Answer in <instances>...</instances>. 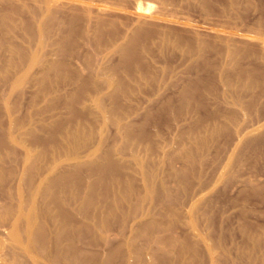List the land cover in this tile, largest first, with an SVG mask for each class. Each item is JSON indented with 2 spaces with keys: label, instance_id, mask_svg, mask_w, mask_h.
Here are the masks:
<instances>
[{
  "label": "rangeland",
  "instance_id": "obj_1",
  "mask_svg": "<svg viewBox=\"0 0 264 264\" xmlns=\"http://www.w3.org/2000/svg\"><path fill=\"white\" fill-rule=\"evenodd\" d=\"M99 1L107 4L120 3L125 8H129V14L112 13L113 16H118L117 26L120 30L125 28L126 20L134 16L135 12L132 11L134 5L140 7L137 14L147 16L159 10L164 4L168 15L179 19L180 22L188 23L189 26L166 23L161 27L180 32L200 33L206 39L205 47L215 48L218 52L224 48L223 41L233 32L232 28L237 26L236 28L242 29L248 24H255V21L261 18L259 12L263 5L254 1L253 6L248 8L244 0H239L238 7L227 10L229 0H226L227 2L225 0H93V6L100 5ZM11 2L0 1V23L4 15L12 13L11 9L14 5L11 6L13 4ZM221 9L227 10V13L222 14ZM219 10L221 13L218 15ZM70 11V8H64L62 13L56 15L58 23L55 25V31L48 34L49 40L46 39V45L38 50L39 56L30 74L17 80L10 95L8 92L0 95V132L6 128L7 112L12 113L14 122L28 124L31 129L37 130L40 124L46 126L49 116L47 104L51 102L53 94L55 123L58 124L55 128V145H65L69 142V137L75 134L79 138L78 152L81 156L97 144L101 145L99 156L108 149L113 150L117 167L111 170L110 184L117 186L112 180L114 177L118 178L119 190H124L128 195V203L117 206L124 211V223L127 225L135 222L141 227H153V230L147 231L153 238L188 242V247L178 246L170 250L156 264H210L205 249V246L210 244L216 250L214 255L216 264H264V125L254 134L257 136L252 137L254 140L250 141L252 143L249 147H242L238 151L232 149L238 125L253 124L264 118V97L260 98L261 106L253 107L251 102L248 105L253 94L244 93L242 101L248 106H244L243 110H236L232 106V96L229 93L226 95L227 93L222 89L221 83L224 78L215 75L221 65L226 63L219 57V60L216 58L217 51L209 52L206 55V62L200 66L185 58L182 51L173 48L170 44L167 47L162 46V50L158 42L159 37L155 33L148 37L140 36L134 57L129 60L127 68L119 71L118 78L113 80L110 78L108 84L104 81L106 78H90L89 70H104L108 74L117 60L114 58L105 64L88 62V57L94 50L92 46L82 41L80 32L93 29V24L87 26L86 22L85 24L83 21L73 19ZM12 18L13 23L9 25L18 24L17 29L12 30L11 27H7L3 32L0 28V72L8 71L9 79L19 75L15 76L16 72L10 69L11 60L15 62L16 59L11 58L4 46L19 47L25 52L29 50L27 43L29 20L25 14ZM242 20L246 23L244 27ZM213 24L215 27L212 26ZM61 26L65 30L70 28L68 34L73 37V43L67 47L66 52L57 54V46L51 44L57 43L61 38L62 34L59 33L63 30ZM237 38L235 37V40H238ZM174 39L175 37L172 36L171 42ZM180 45L183 47L181 43ZM188 60L201 67L200 71L204 72L201 73L202 77L208 79L205 83L213 87V92L211 94L204 92L183 102L176 98L178 97L176 91L193 79L194 72L192 73L191 68L194 65ZM52 61L64 62L66 69L47 77L48 84L45 85L48 86L49 83L55 85L54 91L48 93L41 89L39 80L42 77V69L46 68L45 62ZM216 67L217 69H214ZM185 68L187 73L190 72L189 75L185 71L183 74H177ZM164 69L171 72L162 74ZM172 72L175 74L173 75ZM145 76L146 79L143 78ZM154 76L158 77L156 82L151 81ZM116 83L120 84L122 88L120 91H115ZM79 87L83 90L78 96V102L73 103L68 96ZM109 94H112V98H109ZM103 96L106 108L117 104L119 108L117 115L123 116L124 121L129 118L131 124L135 125L129 136L123 131L115 130L109 124L105 125L95 106L90 103V100ZM167 98H172L171 111L156 114L155 111L161 106L160 103ZM70 106L72 111L69 110ZM230 112H235L236 115L233 123L228 121ZM215 128L220 130L217 132ZM214 130L216 132L212 134ZM39 136L46 138L47 134L43 131L39 132ZM88 138L89 143L83 141ZM21 140L25 142L29 139L24 136ZM27 144L25 142L23 146L14 148V154L6 157L4 166L7 171L13 168L17 176L19 175L21 168L14 165L19 162ZM182 150L192 152L189 162L183 159ZM140 163L146 167L141 168ZM67 169L65 163L55 173ZM151 171H154L151 187L155 195L151 199L142 200L148 187L146 177ZM81 177L84 181H92L84 172L81 173ZM16 186V176L8 179L3 186L0 185V197L2 191H10L13 194ZM117 188L111 192L109 187L104 193L105 196H109L107 205H111ZM70 193L73 191L70 190ZM61 195L60 198L64 199L65 197ZM198 196H202L203 199L196 202ZM78 205L77 202L72 204L76 207H79ZM135 208L137 211L132 213ZM119 220L120 218L116 216L110 221L115 223ZM125 230L122 232L123 235H127V227ZM114 231L120 232L116 226ZM198 240H204L206 244L198 243ZM115 242L107 247L99 245L82 249L81 246L79 250L84 252L75 251L68 255L69 264L150 263V251L144 246L138 253H133V258L127 262V253L117 252L116 248L120 242L117 244ZM1 247L0 264H55L56 252L52 243L47 244L45 253L32 251L27 253L28 256L14 249L16 258L12 254L13 251H10L9 244L6 247L4 244L2 247L4 249ZM114 250L116 252H113ZM107 256L112 257L107 260Z\"/></svg>",
  "mask_w": 264,
  "mask_h": 264
},
{
  "label": "bare ground",
  "instance_id": "obj_2",
  "mask_svg": "<svg viewBox=\"0 0 264 264\" xmlns=\"http://www.w3.org/2000/svg\"><path fill=\"white\" fill-rule=\"evenodd\" d=\"M9 1L13 3L11 6L14 5L11 9L12 13L3 16L0 28L3 32L7 27H11L12 30L17 29L18 24L14 26L9 25L13 23L12 17L25 14L30 22L27 27V33L29 35L27 43L29 44V50L25 52L19 47L4 46L6 52L10 53L11 58H14V60L16 59L15 62L11 60L10 69L16 72L14 73L15 76H19L9 79L8 71L0 72V86L2 85L0 87L1 96L3 93L7 92L8 95H10L15 88L17 80L30 74L32 66L35 65L36 59L39 56L38 50L44 48L46 45V39L49 40L47 37L48 34L55 31V25L58 23L56 15L59 12L62 13L64 8L71 9L70 13L73 19L83 21L84 23L86 22L87 26L93 24V29H85L80 32L82 41L88 43L94 50L92 55L88 57V62L94 61L95 63L105 64L111 59L116 58L117 62L111 70L108 71V74L104 70H89L90 73L88 77L93 79L106 78L104 79L106 84H108L111 79L118 78V73L121 69L127 68L129 60L131 57H134L136 53L138 41L142 35L148 37V35H153L155 33L159 37L158 42L161 48L162 46L167 47L170 44L173 48L182 51L185 58L189 59L191 62L198 63L197 65L206 62V55L209 54V52L217 51L215 48L211 49L208 46L205 47L204 41H206V39L204 36L200 35V33H190L189 31L180 32L161 27V25H165L166 23L187 25L186 27L189 26L188 23L180 22L179 19H175L173 16L168 15L164 4H162L159 10L149 13L147 16L137 14L140 7L139 5H134L132 7V11L135 12H133L134 16L128 18L124 23L125 28L120 30L117 26L119 24L118 16H113L112 13L117 12L123 14L129 11V8H125L120 3L107 4L106 2L99 1L101 4L98 6L94 5L96 8L94 9L93 0ZM229 1L230 4H227V10H234L238 7L237 1L239 0ZM244 1L248 8L251 5L253 6L252 3L254 1L261 2L263 4L262 10L259 12L261 13V18H258L259 20L257 19L258 21L256 20L255 24H248L247 27H244L246 23L242 20L244 21V25H241L244 27L242 29L236 28L238 23L235 25L236 27L232 24L234 28L230 26V29L232 28L233 32L228 36L224 35L227 36L223 41L224 48L219 52L217 51V54L215 53L217 59L219 57L222 59L221 61L227 63H225L226 66L219 63L221 67L216 71L215 75L217 76L218 74L219 78H224L221 83L222 89L227 93L226 95L229 93V95L232 96V106L236 110H243L245 108L244 106L247 107L250 102L253 107L261 106L260 98L264 97V0ZM227 10L222 11L221 9L222 14L223 12L227 13ZM217 12H219L218 15L221 13L220 10ZM229 12L230 11H228V13ZM237 22L240 21L237 20ZM72 26L73 25L70 27L72 28ZM184 26L182 27L184 28ZM212 26H214V24ZM60 28L63 29L59 31V33L62 34L61 38L57 43L54 42L51 44V46H57V54L66 52L67 47L73 43V37L71 38L68 34L70 28L66 30L62 26ZM189 30L194 31L191 29ZM227 32L228 31H226V34ZM172 36L175 37L173 42H171ZM235 37H238V40H235ZM180 43L183 47H181ZM216 58L214 61L217 60ZM195 63H191V65H194V67L191 68L192 73L194 72L192 81L190 80V82L181 86L179 90H175L178 95L176 98H179L183 102L189 101V99L194 96H198L202 93L204 94V92L209 94L213 92V87L205 83V80L208 79L202 77L201 73L204 72L200 71L201 65L197 66ZM45 65L46 68L41 71L42 77L41 80H39V84L44 92L49 93L54 91L55 85L54 83H49V85L46 86L47 77H49L50 74H55V72L66 69V64L64 62L57 63L52 61L45 62ZM194 69L196 70L194 71ZM214 69H217V67ZM229 69L231 70L230 74L228 72ZM186 70L185 68V70L177 74H183L184 71L187 73ZM168 72L171 71L169 70ZM168 72L167 69H164L162 74H169ZM189 73L187 74L189 75ZM172 74L174 75L175 73L172 72ZM171 75L168 76L170 77ZM179 77H181V75ZM143 78L146 79V76ZM157 78L154 76L151 81L156 82L158 80ZM120 87V84L116 83L115 88L117 90L115 91H120L122 89ZM82 90L83 88L79 87L71 92L68 96L70 101L72 100L73 103H77L78 96L81 94ZM244 93L253 94V96H251L252 99L248 101V105H245L242 101V95ZM52 96L51 102L47 104L49 116L46 126L40 124V128L37 130L31 129L28 127V124L14 122L12 120V113L10 114V112H7L8 122L6 128L0 132V185L3 186L8 179L11 177L15 178V176L17 182L16 190L13 194L10 191H2L1 197L4 198L0 197V245L4 247L5 244L6 247L9 244L10 251H13L12 254L15 256L14 249L24 254L28 252L31 253L32 251L45 253L47 244L52 243L54 251L56 252V257L54 256L55 264H69V259H67L68 255L75 251L80 253L84 252L79 250L81 246L82 249H90L91 247L94 248L99 245L107 247L112 245L115 241V244L120 242L116 251H125L127 253V262L133 258V253H138L142 250V246H144L150 251L149 264H156V262L162 259L164 255H167L170 250L178 248V246L188 247V242L184 240H161L157 237H151L147 231L153 230V227H141L135 222L127 225L124 223V211L117 206L118 204H127L128 195L124 190H119L120 180L118 178L114 177L112 180L117 183V186H111L110 184L111 170L113 167H117L113 158V150L108 149L103 155L99 156L101 145L97 144L87 150L85 155L81 156L78 152L79 138L78 135L75 134L69 137V142L65 145H55V128L58 127V124L55 123V100ZM108 96L112 98V94ZM90 103L95 106L105 125L109 124L115 130L123 131L126 136H129L134 130L135 125L131 124L129 118L124 121L123 116L117 115V110L119 109L117 104H113L111 108L105 107L104 96L103 98L96 97L90 100ZM160 105L161 106L155 111V113L157 112L156 114L167 113L169 112L168 110L171 111L173 107L172 98L165 99ZM69 110L72 111L71 106ZM147 114L149 115V112H147ZM217 117L220 116L217 115ZM229 117L228 121L230 123L235 122V112H230ZM262 121H264L263 117L253 124L242 123L238 125L232 149L238 151L242 147H249L252 143L250 141L254 140L252 137L257 136L254 134L259 132L260 128L263 127L262 125H264V122L262 124ZM215 130L218 132L220 128H215ZM215 130L212 131V134L216 132ZM43 131L47 134L46 138L39 136V132ZM24 136H27L29 140L25 141L28 144L27 146L25 145L26 148L24 151L22 150L23 154L20 156L19 162L14 165H18L21 168L17 176L13 168L7 171L4 164L6 157H10L14 154V148L25 144V142L21 140V137ZM89 140L88 138L83 141L88 142ZM201 142L203 143V140H201ZM181 154L183 155V159L189 162L188 160H190L192 152L182 150ZM65 163L68 169L64 172L55 173L65 165ZM139 166L141 168L146 167L142 163H140ZM82 172L86 173L92 181H84L83 177H81ZM153 176L154 171H151L150 175L148 174L146 177L148 187L142 200L151 199L155 195V191L151 187V179H153ZM109 187L111 192L114 188L118 187L111 201V205L106 204L109 196H105L104 194L108 191ZM70 190H72L73 193H70ZM60 194L71 203L65 198L61 199ZM202 199V196H198L196 202ZM73 202L79 203V207L72 206ZM136 211L137 208H135L132 213ZM116 216H118L120 220L115 223L111 222L110 220ZM115 226L121 233L114 231ZM126 227L127 235H123L122 232ZM199 242L203 245L206 244L204 240H198V243ZM205 249L207 250L210 264H216V257L214 256L216 250L214 246L210 244L205 246ZM6 250L8 249L6 248ZM116 251L114 250L113 252ZM111 257L107 256V260H110Z\"/></svg>",
  "mask_w": 264,
  "mask_h": 264
}]
</instances>
